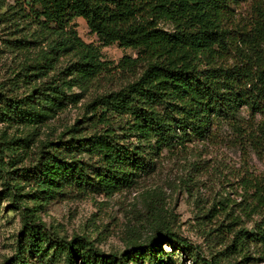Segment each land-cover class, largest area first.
<instances>
[{
	"label": "trees",
	"instance_id": "1",
	"mask_svg": "<svg viewBox=\"0 0 264 264\" xmlns=\"http://www.w3.org/2000/svg\"><path fill=\"white\" fill-rule=\"evenodd\" d=\"M1 1L3 20L17 24L12 16L25 17L34 25L29 36L7 39L8 47L36 54L15 73L30 90L16 99L0 93V122L43 124L110 68L129 79L86 104L88 131L75 129L83 121L77 119L68 138L41 142L28 165H16L23 160L12 145L20 138L0 140L5 191L22 218L15 251L0 264H34L33 256L50 248L64 264H222L221 252L208 259L163 225L119 255L98 251L82 235L51 239L36 210L18 201V181L31 185L27 196L38 204L92 191L111 196L151 174L163 151L207 138L217 119L239 124L241 107L258 116L252 135L264 142V4L254 0L251 19L239 25L233 10L243 0ZM76 18L103 46L117 44L134 55L110 67L98 46L79 37ZM74 88L81 93L71 94ZM244 189L262 219L250 230L219 225L234 234L227 248L238 251L246 241L264 246V182Z\"/></svg>",
	"mask_w": 264,
	"mask_h": 264
},
{
	"label": "rangeland",
	"instance_id": "2",
	"mask_svg": "<svg viewBox=\"0 0 264 264\" xmlns=\"http://www.w3.org/2000/svg\"><path fill=\"white\" fill-rule=\"evenodd\" d=\"M258 1L264 4V0ZM6 3L11 5L13 1L6 0ZM254 3V0L239 2L233 10L234 23H247ZM3 9L1 1L0 93L16 99L25 95L30 87L15 73L20 65L35 56L36 49L10 48L7 39L29 36L34 25L25 17L12 16L17 24L3 20L6 17ZM75 23L79 37L98 46L102 58L113 63L110 67L123 55H134L132 49H123L117 44L103 46L89 32L82 18H76ZM161 25L171 28L169 24ZM110 69V74L103 73L94 80L79 101L63 108L43 124L0 122V140L20 138L12 145L23 160L16 164L18 167L32 163L41 142L56 141L60 135L68 138L72 125L85 115L87 103L105 90L117 89L129 79L128 74ZM78 93H81L79 88L71 91L73 95ZM240 115L239 124L217 119L207 138L163 151L156 158V168L151 174L142 177L134 187L123 188L111 196L92 191L38 204L27 196L32 193L31 185L19 180L18 201L36 210L34 214L45 225L51 239L82 235L104 254L124 253L132 241L142 242L152 235L156 226L163 225L197 245L200 254L208 259L221 252L218 257L222 264H264V246L246 241L241 251L238 246L227 248L234 234L219 226L234 222L230 226L234 230H250L262 219L261 208L250 209L247 205L249 199L244 187L264 182V142L252 135L258 116L251 117L245 107L240 108ZM75 129L88 131L89 126L83 120ZM4 181V174L0 172V262L14 253L22 225L21 210L14 207ZM163 249L169 252L170 246L164 244ZM175 257L179 260L177 254ZM32 260L34 264H64L53 248L36 254ZM186 264L192 262L186 260Z\"/></svg>",
	"mask_w": 264,
	"mask_h": 264
}]
</instances>
